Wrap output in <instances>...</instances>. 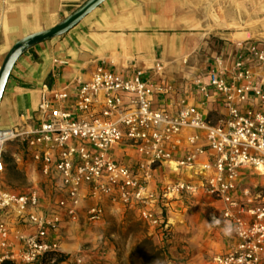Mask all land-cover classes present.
I'll return each instance as SVG.
<instances>
[{
	"label": "built area",
	"instance_id": "built-area-1",
	"mask_svg": "<svg viewBox=\"0 0 264 264\" xmlns=\"http://www.w3.org/2000/svg\"><path fill=\"white\" fill-rule=\"evenodd\" d=\"M242 48L239 56H216L213 66L191 78L202 91L213 89L222 97L226 112L218 123L184 95L177 98L176 111L155 107L153 95L177 86L147 76L141 67L121 73L111 60L95 66L88 78L77 75L67 87L52 89L57 105H50L44 95L39 124L0 128V172L6 144L19 138L23 154L39 165L42 174L59 176L63 195L56 206L69 218L77 217L86 187L94 199L88 220L101 219L105 200H110L131 206L161 232L168 220L154 201L165 202L182 192L210 194L225 202L222 215L233 224L226 251L212 254L211 259L220 264H261L264 197L241 185L239 176L245 165H264V74L258 77L250 66L252 61L264 63V46L250 41ZM154 68L160 69L161 63L157 61ZM185 128L191 131L183 135ZM128 145L137 151L133 162L115 154ZM176 150L181 151L178 157ZM205 152L209 157L201 164L200 181L181 178L157 182V189L151 185L158 164L174 161L190 168ZM53 210L41 207L37 187L0 183V264H53L57 254L63 255L61 222ZM11 215L27 229L13 228ZM92 259L90 251L80 250L67 263L103 262Z\"/></svg>",
	"mask_w": 264,
	"mask_h": 264
},
{
	"label": "crops",
	"instance_id": "crops-1",
	"mask_svg": "<svg viewBox=\"0 0 264 264\" xmlns=\"http://www.w3.org/2000/svg\"><path fill=\"white\" fill-rule=\"evenodd\" d=\"M63 9L64 0H0V65L17 38L57 22ZM250 41L264 46V0H104L65 33L37 42L17 58L0 100V128L39 124L44 118L39 107L44 95L50 105H57L52 89L67 87L77 75L88 78L95 66L111 60L121 73L141 67L147 76L177 86L172 92L153 95L155 107L176 111L177 98L184 95L218 123L226 112L222 97L213 89L202 91L191 78L213 66L216 56H239ZM157 61L161 63L158 70L154 68ZM250 66L258 77L264 74V63L252 61ZM188 131L185 128L181 133ZM22 151L19 138L6 144L0 183L37 187L41 207L58 214L63 258L53 264H68L67 258L80 250L90 251L92 260H102L98 261L102 264H139L132 261L136 243L130 237L141 230L126 232L140 219L134 208L105 200L102 218L90 221L87 211L94 199L84 187L77 217L69 218L56 206L63 195L59 176L42 174ZM136 152L131 145L115 150L127 162H133ZM174 155L180 156L181 151ZM208 157L207 152L199 155L190 168L174 161L158 164L151 185L157 189V182L181 178L198 182L201 164ZM239 182L264 197V165L243 166ZM162 201H154L153 206L162 209L168 226L161 232L149 225L142 236L152 238L164 255V264H220L210 256L226 251L233 236L232 221L222 215L225 202L201 191L182 192ZM118 219L123 224L121 238L108 239L113 234L109 225ZM8 221L13 228L27 229L12 215Z\"/></svg>",
	"mask_w": 264,
	"mask_h": 264
},
{
	"label": "water",
	"instance_id": "water-1",
	"mask_svg": "<svg viewBox=\"0 0 264 264\" xmlns=\"http://www.w3.org/2000/svg\"><path fill=\"white\" fill-rule=\"evenodd\" d=\"M102 1L104 0H83L52 25L33 30L17 38L8 49L0 65V100L12 67L23 52L39 41L65 33Z\"/></svg>",
	"mask_w": 264,
	"mask_h": 264
},
{
	"label": "rangeland",
	"instance_id": "rangeland-1",
	"mask_svg": "<svg viewBox=\"0 0 264 264\" xmlns=\"http://www.w3.org/2000/svg\"><path fill=\"white\" fill-rule=\"evenodd\" d=\"M83 0H64V9L62 12L61 17H63L65 14L70 12L73 8H75L78 4H80ZM133 224V223H132ZM122 223L120 222V219L112 221V223L109 225L110 227V233H113L112 235L109 234L108 239L111 240H120V232ZM149 224L143 220L137 219L134 226H128L126 227V232L129 231V234H132L134 230H141L140 234L138 236H131L130 242L133 240L135 241V246L140 242L143 241L145 238L149 239L146 241V243L143 245L144 250L141 249V252L134 253L133 250V258H135L136 262H139V264H164V255L162 254L161 250L156 246V244L153 243V240L150 236H142L147 230H148ZM133 239V240H132ZM116 242V241H114Z\"/></svg>",
	"mask_w": 264,
	"mask_h": 264
},
{
	"label": "trees",
	"instance_id": "trees-1",
	"mask_svg": "<svg viewBox=\"0 0 264 264\" xmlns=\"http://www.w3.org/2000/svg\"><path fill=\"white\" fill-rule=\"evenodd\" d=\"M147 240H149L148 238L146 239H144L143 241H140L136 246H135V248H134V253H140L141 252V249H143L144 248V244L146 243V241ZM144 250V249H143ZM63 258V255H61V254H57L56 255V257H55V262H58V261H61V259ZM132 261L135 263L136 262V260H135V258H133L132 257Z\"/></svg>",
	"mask_w": 264,
	"mask_h": 264
}]
</instances>
